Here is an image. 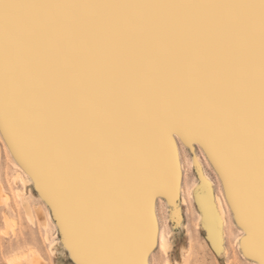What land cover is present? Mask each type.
Wrapping results in <instances>:
<instances>
[{"label": "snow or ice", "instance_id": "obj_1", "mask_svg": "<svg viewBox=\"0 0 264 264\" xmlns=\"http://www.w3.org/2000/svg\"><path fill=\"white\" fill-rule=\"evenodd\" d=\"M0 44V123L78 264H148L155 199L176 203L179 190L173 131L213 155L264 264V0H12ZM200 206L216 242L215 205L202 195Z\"/></svg>", "mask_w": 264, "mask_h": 264}, {"label": "bare ground", "instance_id": "obj_2", "mask_svg": "<svg viewBox=\"0 0 264 264\" xmlns=\"http://www.w3.org/2000/svg\"><path fill=\"white\" fill-rule=\"evenodd\" d=\"M11 2L12 0H0V3L5 4ZM34 2L40 4H166L236 2L254 3L256 5L259 4V0H34ZM258 15L257 9V112L259 63ZM0 48L6 50L7 45L0 44ZM0 129L9 139L14 150L17 152L13 138L9 136V132L3 127L2 123H0ZM169 139L174 146L175 153L179 160L180 184L176 201L177 199H181V205L186 208V211L184 215H182L180 221L181 232L177 233L175 228L169 229L164 221L165 217H167L170 220L171 225H174L173 221L176 219L175 203L170 201L166 196L156 197L155 216L158 233L156 247L149 253L147 258L148 264L151 263V259H156L158 264H206L208 260L207 253L211 254L212 260L220 259L222 263L224 260L225 264H239L241 261L244 264H259L258 260H256L249 253V250L243 241L247 235L246 229H244L240 224V217L236 211L235 204L232 202L231 193L227 190V183L224 182L223 173L221 172L220 166L216 163L213 155L207 151L206 147L200 140L193 139L192 143H188L179 131L171 132ZM185 147H188L191 150V159L195 165H197V163H199V165L202 163L200 154H202L210 164V168L204 166L203 169V178L206 180L207 188H205V185L199 182V180H195L192 185L188 184L186 172L187 153ZM23 163L28 170L35 173L28 164L24 161ZM25 176L26 175L24 174L21 175L22 181L29 184L28 182L32 181V178ZM14 180H16V178ZM39 184V187H41V189L47 194V186L42 181H40ZM23 186H25V184ZM202 195L204 196L206 202L214 203L215 210L218 215L219 237L216 242L211 240L205 224L204 212L200 206ZM12 196L17 197L16 205H20L24 208L27 218L32 222H38L44 229L45 238L48 240L49 249L52 256L55 257L54 260L56 264H78L72 249L65 242L64 227L61 224V221H59V225L63 236L61 238H51L50 216L44 206H38L36 208V214H33L32 204L29 197H27L23 192V189L15 187L12 191H8L7 189L0 187V203L3 201V197L5 200L9 201ZM161 199H164L167 204L166 215L161 206ZM8 219L6 217L7 221ZM28 251L29 252L26 254L28 255L30 253L32 255H30L32 260L28 264H48L44 262V260L46 261L47 259L43 258V256H41L34 248H31ZM20 257L21 255L19 254L15 255L13 260L10 261L14 263L17 259H20ZM241 258L242 260L240 261Z\"/></svg>", "mask_w": 264, "mask_h": 264}, {"label": "rangeland", "instance_id": "obj_3", "mask_svg": "<svg viewBox=\"0 0 264 264\" xmlns=\"http://www.w3.org/2000/svg\"><path fill=\"white\" fill-rule=\"evenodd\" d=\"M185 150L187 153L186 172L188 184L192 185L195 180H199V182L204 184L205 188H207L206 180L203 178V169L204 166L210 168V164L204 156L200 154L202 163L200 165L199 163L195 165L191 159V150L188 147H185ZM23 174L26 175L25 177L32 178V181L28 182L29 184L22 181L21 175ZM15 178L16 180H14ZM24 184L25 186H23ZM39 186L40 184L37 182L36 174L26 168L23 161L14 150L11 142L0 129V187H3L8 191H12L15 187L23 189V192L29 197L32 204L33 214H36V208L38 206H44L50 216L51 238H61L63 234L59 225L60 217H57L56 209L47 198V194ZM9 201L5 200L3 197V201L0 203V264L30 263L32 255L29 253L28 256L26 253H28V250L31 248H34L41 256H43V258L47 259L46 261L44 260L45 263L56 264L54 260L55 257H53L50 252L48 240L45 238L44 229L38 222H32L27 218L24 208L20 205H16V196H12ZM160 202L163 212L166 215L167 204L164 199H161ZM175 207L176 219L173 221L174 225H171V222L167 217H165L164 221L169 229L175 228L178 233L181 232L180 221L186 208L181 205V199H177ZM177 216L179 217V220L177 219ZM6 217L7 219L9 218L8 221L6 220ZM18 254L21 255L20 259H17L18 262H11L15 255ZM208 254L209 253H207L208 260L206 264H225L224 260L223 263L220 259L212 260L211 254ZM23 257L26 258L24 259ZM241 260L242 258L240 261ZM150 264L158 263L156 259H151ZM239 264L244 263L241 261Z\"/></svg>", "mask_w": 264, "mask_h": 264}, {"label": "water", "instance_id": "obj_4", "mask_svg": "<svg viewBox=\"0 0 264 264\" xmlns=\"http://www.w3.org/2000/svg\"><path fill=\"white\" fill-rule=\"evenodd\" d=\"M35 174V173H34ZM47 198H48V196H47ZM57 217H59V216H57Z\"/></svg>", "mask_w": 264, "mask_h": 264}]
</instances>
